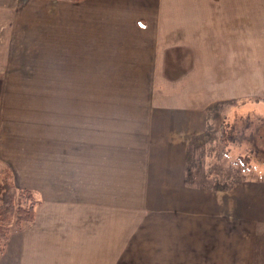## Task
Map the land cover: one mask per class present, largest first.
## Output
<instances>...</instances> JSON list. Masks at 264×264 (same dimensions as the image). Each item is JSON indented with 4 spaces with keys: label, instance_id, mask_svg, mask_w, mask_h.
Returning <instances> with one entry per match:
<instances>
[{
    "label": "crops",
    "instance_id": "1",
    "mask_svg": "<svg viewBox=\"0 0 264 264\" xmlns=\"http://www.w3.org/2000/svg\"><path fill=\"white\" fill-rule=\"evenodd\" d=\"M89 2L55 0L49 14L35 1L33 27L23 25V38L38 40L39 62L37 78L28 72L16 85L57 88L56 115L49 129L13 130L1 141L16 185L39 203L33 221L11 226L0 264H128L151 255L164 262L176 248L185 254L193 222H221L237 232L233 240L263 225V163L226 187L196 186L187 155L191 137L206 134L207 107L238 93L241 58L264 72V0H186L181 15L163 9L175 0H91L103 7L105 30L79 51L75 24ZM64 53L70 63L59 65ZM80 87L122 88L128 99L72 89ZM136 229L160 237L165 252L131 251ZM232 252L230 264L250 261Z\"/></svg>",
    "mask_w": 264,
    "mask_h": 264
},
{
    "label": "rangeland",
    "instance_id": "2",
    "mask_svg": "<svg viewBox=\"0 0 264 264\" xmlns=\"http://www.w3.org/2000/svg\"><path fill=\"white\" fill-rule=\"evenodd\" d=\"M35 1L40 0H0V145L1 141L3 143L6 141L9 131L17 130L19 133L27 129L38 130L42 127L49 129V126L55 125L53 117L56 115L55 94L57 88L16 85L18 83L16 79L24 78L28 72L37 78L35 68L39 62L38 40L37 38H23L22 31L23 25L25 28L33 27L32 24L29 25V20L31 21L35 14V17L39 14L37 13L38 10H35L37 7L32 6ZM41 1L46 2L47 7L45 8L49 9V14L54 12L55 0ZM175 1L180 2V4L173 8L163 9H168L175 15H181L184 11L182 2L186 0ZM27 2H30V5ZM90 2L89 4H82L79 9L80 11L83 10L84 16L94 17L96 22L93 26L87 21V18L82 16L79 18V23L75 24L80 39L79 51L86 48V41L90 40L95 33L101 36L105 30L103 19L98 16L103 15L101 14L103 7L99 5L100 2L92 7ZM28 6L32 8L29 11L26 10ZM87 9L93 10L95 14H87ZM15 24L18 28L13 32L12 28ZM62 29L66 30L64 26ZM59 51L63 52V47L61 49L60 46ZM249 57L256 58L257 55H249ZM61 58V61L58 62L59 65L70 63V61L67 63V58L70 56L65 55V53L62 54ZM246 58L248 57L244 55L240 60L236 96L210 104L206 109L208 111L206 134L191 137L187 155L188 177L196 186L218 185L226 187L231 182L240 181L246 176L251 177L258 174V170L263 169L264 101L259 102L256 98L258 96L264 97V86H262L264 85V72L249 71L244 68L247 65L243 64V59ZM10 77L14 78L15 85H4L9 82L5 79ZM72 89H77L78 94H86V90L89 94L94 92L96 99L102 93L109 96L111 101L121 100V96L128 99L126 93H121L122 88L80 87ZM243 100L246 102L243 103ZM110 108L112 109V106ZM15 137L17 136L15 135ZM53 141L52 138V143ZM2 158L0 155V173L10 169ZM244 160L248 162L244 164ZM250 170L251 172H249ZM210 203L211 201H209ZM201 215L197 213L195 216L202 217ZM160 219L161 216L156 218L159 222ZM170 219L172 220L173 217L171 216ZM181 220L183 221L182 217H180L179 223L184 225ZM12 225L16 226L11 223L10 228ZM253 227L254 229L250 231L249 235L242 232L243 237L233 240L236 237L234 233L237 232L223 230L221 222L212 221L208 224L199 221L198 223L193 222L190 224V229H186V233L190 235L189 239L181 242L180 249L185 252L184 255L180 256L179 250L176 248L175 256L164 255V262L151 255L150 261L130 262L128 264H230L231 261L234 262L232 250L236 252L235 256L238 261L244 262L245 258L250 260L239 264H264V224ZM17 228L20 227L17 226ZM132 235L138 236L139 246L132 247L131 251L154 254V249L165 252L162 239L152 236L151 230L141 232L136 229ZM232 241L233 243H231ZM151 242L155 243L153 247Z\"/></svg>",
    "mask_w": 264,
    "mask_h": 264
},
{
    "label": "trees",
    "instance_id": "3",
    "mask_svg": "<svg viewBox=\"0 0 264 264\" xmlns=\"http://www.w3.org/2000/svg\"><path fill=\"white\" fill-rule=\"evenodd\" d=\"M256 100L264 101V97L258 96ZM247 162L244 160V164ZM38 203L32 190L16 185L10 169L0 173V254L6 248L11 232L10 224L21 227L25 222L33 221Z\"/></svg>",
    "mask_w": 264,
    "mask_h": 264
}]
</instances>
